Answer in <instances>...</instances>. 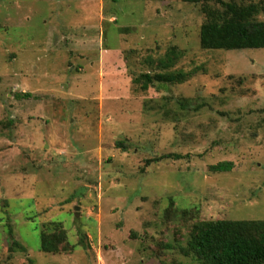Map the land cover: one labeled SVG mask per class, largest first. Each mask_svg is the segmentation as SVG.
<instances>
[{"label": "rangeland", "instance_id": "obj_1", "mask_svg": "<svg viewBox=\"0 0 264 264\" xmlns=\"http://www.w3.org/2000/svg\"><path fill=\"white\" fill-rule=\"evenodd\" d=\"M205 18L184 0H0V264H198L196 221L264 219V48L203 49Z\"/></svg>", "mask_w": 264, "mask_h": 264}, {"label": "trees", "instance_id": "obj_2", "mask_svg": "<svg viewBox=\"0 0 264 264\" xmlns=\"http://www.w3.org/2000/svg\"><path fill=\"white\" fill-rule=\"evenodd\" d=\"M201 3L205 21L200 28V45L203 49H241L264 48V20L257 16L264 11V1L255 0H184ZM181 51L170 48L159 63L163 69H171ZM161 80L168 82L183 81L187 74L178 70L167 71ZM197 71H193V74ZM191 75V74H190ZM139 76L154 86H163L166 81L155 80L151 73ZM180 103L185 106V99ZM119 144V143H118ZM183 158L179 153H168L155 158ZM149 162V161H148ZM232 161H221L209 168L214 172L231 171ZM184 210L183 214H187ZM66 239L64 231L41 233L40 249L43 252L57 253L61 243ZM84 246V236L79 238ZM185 255L191 256L198 264H264V219L251 220H198L192 226L190 239L186 247H182Z\"/></svg>", "mask_w": 264, "mask_h": 264}, {"label": "water", "instance_id": "obj_3", "mask_svg": "<svg viewBox=\"0 0 264 264\" xmlns=\"http://www.w3.org/2000/svg\"><path fill=\"white\" fill-rule=\"evenodd\" d=\"M78 208V206H76V209ZM76 215H78V213L76 212Z\"/></svg>", "mask_w": 264, "mask_h": 264}]
</instances>
